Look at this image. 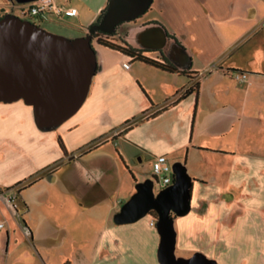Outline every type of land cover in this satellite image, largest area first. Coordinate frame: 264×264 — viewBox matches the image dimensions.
I'll return each mask as SVG.
<instances>
[{
  "label": "crops",
  "instance_id": "0c3cea01",
  "mask_svg": "<svg viewBox=\"0 0 264 264\" xmlns=\"http://www.w3.org/2000/svg\"><path fill=\"white\" fill-rule=\"evenodd\" d=\"M7 1L0 15L21 17ZM236 2L152 0L135 19L149 36L127 38L131 21L111 29L150 59L160 62V52L188 70L197 96L179 99L190 84L184 75L99 46L87 97L62 124L41 128L23 100L0 103V264H160L153 215L114 221L160 155L192 179L190 211L174 216L176 256L264 264V42H244L264 21L255 4L264 1L245 6L241 20L252 27L217 28L239 18ZM109 6L102 0L86 21ZM67 19L89 34L80 12ZM168 36L180 48L171 50Z\"/></svg>",
  "mask_w": 264,
  "mask_h": 264
},
{
  "label": "water",
  "instance_id": "95a60500",
  "mask_svg": "<svg viewBox=\"0 0 264 264\" xmlns=\"http://www.w3.org/2000/svg\"><path fill=\"white\" fill-rule=\"evenodd\" d=\"M28 3L33 0H15ZM152 0H110L106 17L92 26L89 34L67 40L21 17L0 19V103L23 100L33 107L41 128L56 127L83 105L89 92L96 54L94 31L109 32L121 22L133 21L145 13ZM173 182L154 191L157 181L148 178L135 185V193L114 217L117 224L135 222L156 213L160 235V264H217L201 253L189 258L175 254L174 216L190 211L192 179L181 162L172 165Z\"/></svg>",
  "mask_w": 264,
  "mask_h": 264
},
{
  "label": "rangeland",
  "instance_id": "374dc122",
  "mask_svg": "<svg viewBox=\"0 0 264 264\" xmlns=\"http://www.w3.org/2000/svg\"><path fill=\"white\" fill-rule=\"evenodd\" d=\"M260 1H264V0H260ZM57 2H58V0H57ZM59 2H62V4H65L67 6H71V7L76 8L77 11L81 13V16L83 19L82 25L84 26V28H88L92 24H91V22L86 21L85 18L88 17V19H89V17H91V15L95 12L98 5H100L102 3V0H69V1L61 0ZM6 3H8L7 0H0V4H6ZM236 3L237 4H236L235 11H234V15L236 17H239V18H233V20H231V22H225L224 24L223 23H217L216 24L217 28H226V27L236 23L235 21H237V20L240 23L239 25L241 27H243L244 29H248L255 24V23H248L247 21L241 20V17L244 16V14H245V10H246L245 6L247 4H249L248 0H238V2H236ZM18 4L24 5L25 9H27V7H28V3H24V4L18 3ZM251 4H253V3H251ZM255 4H256V7L259 8L258 10L260 11V15L263 14L264 13L263 3H261V2L256 3L255 2ZM1 15H3V14H1ZM19 15L21 16V14H19ZM147 16H149V15H147ZM21 17H23L26 20L36 24L40 28H42V29H44L50 33L64 37L67 40L80 38V37H83L82 35H84L81 33V31L79 29V25H78L77 21L74 19L64 18L62 20H55L52 18V20L49 21V20H41L38 17H28V16H21ZM50 18L51 17H48L47 19H50ZM144 18H146V17H144ZM142 20H144V19L140 18L138 20L125 23L124 27L122 28L123 34L126 33V37L127 38L129 37L130 39H132L134 41L141 40V38H143L144 36H149L150 33L142 31V29L140 28L139 23ZM256 28L257 29H255L256 30L255 33L251 34L247 38V40L244 42L248 41L247 43H249V44H253L255 42L262 43V41L264 42V21H262L261 24L258 25V27H256ZM140 30H141V32H139ZM151 38L154 40L157 39L155 35H151ZM92 47H93V49L101 50L100 49L101 47H99V45L94 40L92 41ZM175 48H180V46L178 45V43H176V41L174 39H172L171 40V50H174ZM188 53L189 52H186L185 54H188ZM193 62H194V65L196 67H198L200 65L195 58H194ZM169 165L172 166L173 163H171V164L169 163ZM145 171H148L149 177L153 178L152 177V168L150 169V168L146 167ZM160 189L161 188H160L159 183H155L154 191L157 192Z\"/></svg>",
  "mask_w": 264,
  "mask_h": 264
},
{
  "label": "trees",
  "instance_id": "16d2710c",
  "mask_svg": "<svg viewBox=\"0 0 264 264\" xmlns=\"http://www.w3.org/2000/svg\"><path fill=\"white\" fill-rule=\"evenodd\" d=\"M106 14H107V10L105 8L104 10L101 11L97 21L94 24H92L88 28V30L92 26L101 24L103 19L106 16ZM6 15H8V14L0 15V19ZM116 29H117V27H115V29H113L109 32H102V31H98V30L94 31L91 34L92 41L94 40L101 47L119 51L123 55H126L127 57H129L131 60H135V61L145 63L147 65L153 66V67L160 69V70L167 72V73L184 75L185 77H187L189 79L190 84H189V87H187L185 90H183L181 92L179 99H184L185 97H187L191 94H196V96H197L198 89H199V83L193 81L192 74L188 70H180L175 64H173L172 62L167 60L160 52H159V56L161 59L160 62L155 61L153 59H150L149 57L146 56V53H148L147 51L139 50V49L132 47L121 37L115 38L117 35L115 32ZM168 37L173 39L172 36H168ZM95 72H96V66L94 68V74H95ZM136 121H137V119L129 120V121L125 122V124H123V126L126 127V130H127L129 127L134 125L136 123ZM59 144H60V147L63 150L64 154L66 155L65 147L63 146V144L60 140H59ZM19 185H21V184H19ZM152 215L156 219V216H157L156 213L152 212ZM172 216L174 217V215H172Z\"/></svg>",
  "mask_w": 264,
  "mask_h": 264
},
{
  "label": "built area",
  "instance_id": "2783aa9c",
  "mask_svg": "<svg viewBox=\"0 0 264 264\" xmlns=\"http://www.w3.org/2000/svg\"><path fill=\"white\" fill-rule=\"evenodd\" d=\"M69 1V0H65ZM20 5V4H19ZM12 15L11 13H9ZM21 16L38 17L41 20H48L51 17L55 20H62L64 18L77 17L78 11L76 8L67 6L65 4H57L56 0H33L28 2L27 9L24 5H20ZM23 18V17H22ZM129 63H124L123 68L128 69ZM237 78L244 79L245 75H237ZM152 177L159 183L160 188L169 186L173 182L172 166L169 165L166 156H157L152 163ZM152 226L155 223H151ZM3 224H0V228Z\"/></svg>",
  "mask_w": 264,
  "mask_h": 264
}]
</instances>
